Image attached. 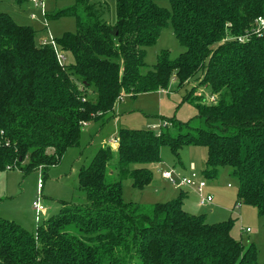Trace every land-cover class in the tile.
Segmentation results:
<instances>
[{
  "label": "trees",
  "instance_id": "obj_1",
  "mask_svg": "<svg viewBox=\"0 0 264 264\" xmlns=\"http://www.w3.org/2000/svg\"><path fill=\"white\" fill-rule=\"evenodd\" d=\"M68 1L45 15L75 19V32L54 39L64 63L51 45L36 43L31 26L0 12V172L41 166L44 178L79 146L84 126L105 124L122 94L166 90L171 79L177 87L198 82L184 99L202 125L178 121L176 133L166 124L159 133L120 128L117 148L100 147L78 170L84 205L64 203L34 233L0 217V264H258L255 244L232 237V220L209 224L187 212L182 191L148 206L125 201L122 180L142 190L163 145L177 157L185 146H202V175L214 179L230 167L234 207L264 216V30L253 32L264 0H165L169 8L162 0H115L113 24L104 20L103 0ZM167 25L184 50L173 59L162 50L141 72L146 48Z\"/></svg>",
  "mask_w": 264,
  "mask_h": 264
},
{
  "label": "rangeland",
  "instance_id": "obj_2",
  "mask_svg": "<svg viewBox=\"0 0 264 264\" xmlns=\"http://www.w3.org/2000/svg\"><path fill=\"white\" fill-rule=\"evenodd\" d=\"M103 1L107 6L104 20L113 24L116 20L115 0ZM43 3L45 12L52 15L55 11L71 5L72 1L43 0ZM158 3L169 8V4L165 0ZM0 12L10 15L18 24L31 26L36 32L37 44H49L51 39L59 38L67 32L73 33L76 30V22L73 17L62 16L47 20L46 17H42L37 10L33 9L31 0H26L20 5L14 0H0ZM32 13L37 17L31 19ZM162 50H167L172 59L184 50L174 37L170 25L165 26L160 31L156 42L146 48L145 67L141 69V72L146 73L153 69L156 57ZM197 84L198 82L194 80L177 87L176 80L171 79L166 90L142 93L135 97L122 94L105 124L100 126L99 123H89L84 126L79 146L69 148L60 163L47 170V175L44 178L39 172L42 169L41 166L30 173H24L17 167L8 170L7 166L5 171L0 172V217L14 221L30 233H34L36 227L45 218L57 214L64 203L84 205L86 203L85 194L78 188L77 183L78 170L89 164L100 147L109 146L107 141L115 137L120 128L150 129L159 133L166 124L173 133H176V127L173 128L172 125L178 121H189L191 127L202 125L201 119L195 118L194 105L190 103V100L184 99L188 91ZM196 92L204 98L206 97L208 103L212 101L209 100L211 96L209 90L203 86L197 87ZM167 118L169 119L166 120ZM116 148L111 147L113 150ZM160 155L159 163L148 165L153 176L151 182L144 189L133 188L130 179L123 178L124 200L148 206L177 198L180 190L172 183L165 182L161 178V172L174 170L173 172L177 175L186 176L189 168L193 165L195 173L207 183L208 191L213 197V204L203 206L204 208L198 214H203L205 221L209 224L232 220V237L241 241L245 246L254 243L258 251L257 263L264 264V216H259L256 209L250 205L240 204L234 207L238 181L230 175V167L221 168L217 178H205L202 171L205 168L207 151L202 146H185L177 157L167 145H163ZM114 173L116 172L114 171ZM175 173L174 177L176 178ZM40 177L43 180V185L39 198L46 211L45 216H42L38 221L32 208V202L38 197L37 182ZM155 191L160 192L156 198L157 202L152 199L147 200L143 195L153 194ZM246 228H249L250 231L246 232Z\"/></svg>",
  "mask_w": 264,
  "mask_h": 264
},
{
  "label": "built area",
  "instance_id": "obj_3",
  "mask_svg": "<svg viewBox=\"0 0 264 264\" xmlns=\"http://www.w3.org/2000/svg\"><path fill=\"white\" fill-rule=\"evenodd\" d=\"M32 6L34 9H38L41 12V15L43 17H45L46 12L44 10L43 0H32ZM30 17L32 19H34L35 15L31 14ZM262 30H264V16L263 15L256 18L255 27L253 29V32L260 35ZM46 44H48V43H46ZM49 45L52 46V48L56 54L58 62L64 63L65 59H66L65 55L56 46L54 39L50 40ZM210 99L213 100L214 98L211 97ZM107 145L111 146L112 148H115L118 146V141L116 138H112V139L107 141ZM112 145H114V146H112ZM173 171L174 170L162 171L161 172L162 178H164L166 181L172 183L176 187L186 186V187L193 188V190L198 194L200 206H206V205H209L212 203V201H213L212 196L203 194L204 187L206 186L205 181L197 176V174L195 173V170L192 166L190 169L191 173L189 176H179ZM174 173H175L176 178L174 177ZM40 175H41V173H40ZM41 177L37 182V188L39 191L38 197L36 200H34L32 202V208L35 212L36 220H38V221H40V218L44 215V213L46 211L44 204L41 203L40 198H39L40 197V190H41L42 185H43V180ZM245 231L248 232V231H250V229L246 228Z\"/></svg>",
  "mask_w": 264,
  "mask_h": 264
},
{
  "label": "crops",
  "instance_id": "obj_4",
  "mask_svg": "<svg viewBox=\"0 0 264 264\" xmlns=\"http://www.w3.org/2000/svg\"><path fill=\"white\" fill-rule=\"evenodd\" d=\"M31 3H32V0H31ZM43 5H44V3H43ZM34 9V8H33ZM34 10H37L40 14H41V12L38 10V9H34ZM33 14V13H32ZM35 15V18L37 17L36 16V14H34ZM45 15H46V13H45ZM42 16V15H41ZM43 17V16H42ZM31 18V17H30ZM32 19V18H31ZM20 24V23H19ZM114 138V137H113ZM116 148V147H115ZM193 168H194V166L193 165H191ZM190 169H191V167L189 168V170H188V175H186V176H189L190 175V173H191V171H190ZM183 170H185V169H183ZM195 170V169H194ZM185 171H187V170H185ZM184 176V175H183ZM198 176V175H197ZM199 178H201L200 176H198ZM161 178H162V175H161ZM165 182H168V181H166L164 178H162ZM175 186V185H174ZM177 189H179L180 190V192L182 191V192H184L185 193V200H184V205H183V207H184V209L187 211V212H189V213H191V214H198V212H201L200 210H202V208H204L203 206H200L199 205V197H198V194L193 190V188H190V187H186V186H182V187H177ZM179 192V193H180ZM170 194H172V193H170ZM203 194L204 195H211L210 193H209V191H208V186H207V183H206V186L204 187V190H203ZM144 195V197L147 199V200H149V199H152V200H154L155 202H157L156 201V198L160 195V192L159 191H155L153 194L152 193H149V194H143ZM172 197V196H171ZM144 198V199H145ZM213 198V197H212ZM169 199V198H168ZM158 200V199H157ZM167 200V199H166ZM235 202V201H234ZM211 204H213V201H212V203ZM45 214V213H44ZM43 216H45V215H43Z\"/></svg>",
  "mask_w": 264,
  "mask_h": 264
}]
</instances>
